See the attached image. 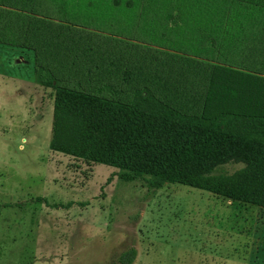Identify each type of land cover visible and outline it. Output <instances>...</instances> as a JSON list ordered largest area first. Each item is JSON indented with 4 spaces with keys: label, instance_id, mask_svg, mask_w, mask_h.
I'll return each mask as SVG.
<instances>
[{
    "label": "rangeland",
    "instance_id": "374dc122",
    "mask_svg": "<svg viewBox=\"0 0 264 264\" xmlns=\"http://www.w3.org/2000/svg\"><path fill=\"white\" fill-rule=\"evenodd\" d=\"M36 1V20L58 24L54 35L66 41L60 70L82 57L80 67L111 68L119 77L137 68L132 77L151 84L169 68L145 72L148 57L168 53L201 64L182 67L189 86L168 95L206 104L200 96L218 85V101L264 113V0ZM12 4L22 0H0V9ZM10 28L17 32L5 22ZM17 33L15 45L25 39ZM1 54L0 264H119L131 247L132 264H264V209L181 184L151 192L149 175L126 181L125 171L51 151L53 90L40 89L32 65L9 68L22 53ZM105 60L114 63L99 64ZM83 76L71 85L92 84ZM246 145L264 153V137ZM243 165L230 161L222 169Z\"/></svg>",
    "mask_w": 264,
    "mask_h": 264
},
{
    "label": "trees",
    "instance_id": "16d2710c",
    "mask_svg": "<svg viewBox=\"0 0 264 264\" xmlns=\"http://www.w3.org/2000/svg\"><path fill=\"white\" fill-rule=\"evenodd\" d=\"M4 8L0 9V45L34 50L35 78L54 92L51 151L120 169L127 172L121 174L126 181L149 175L151 192L166 184H181L264 209V153L246 145L250 139L264 137V113L218 101V85L207 87L211 89L200 96L210 99L206 104H187L172 97L189 86L185 78L190 76L182 67L199 69V62L168 53L149 56L152 65L145 72L169 68L166 76L164 69L158 70V82L151 84L133 78L128 70L119 77L110 69L80 67L85 64L82 57L72 58L63 71L58 59H65L66 41L54 35L61 31L58 24L42 17L36 20L41 16L38 1L22 0L20 7ZM7 21L17 32L22 29L25 39L18 45L12 41L19 36L16 28L4 29ZM89 54L94 63L100 61L99 55ZM80 74L92 84L72 86ZM95 81L104 83L95 86ZM230 161L244 165L228 173L222 168ZM136 255L131 247L118 262L132 264Z\"/></svg>",
    "mask_w": 264,
    "mask_h": 264
},
{
    "label": "crops",
    "instance_id": "0c3cea01",
    "mask_svg": "<svg viewBox=\"0 0 264 264\" xmlns=\"http://www.w3.org/2000/svg\"><path fill=\"white\" fill-rule=\"evenodd\" d=\"M14 48V47H13ZM15 49V50H14ZM12 49L11 46H4V45H0V57L2 56L1 53H22V55H17L16 54L14 56H12L10 58V60L8 61V65H9V68L12 69H17V68H23V67H33V72H34V77H35V63H34V59H35V56H36V53L34 50H28V51H25L24 53L23 52H19L17 48H14ZM119 58L123 59L125 58V56H118ZM21 58V61H19V59ZM128 59V58H126ZM103 65L109 67L111 66L113 63L112 62H108L107 60H105L104 62H102ZM114 67H121L123 69V66H114ZM110 70H112L110 68ZM131 70V69H130ZM130 72H136L135 70L133 71H130ZM14 78V77H12ZM23 77H20V79L22 80ZM34 81V80H33ZM35 82V81H34ZM40 86V89H43L45 87H43L42 85L38 84ZM32 87V85H26V90H30ZM26 91V92H27Z\"/></svg>",
    "mask_w": 264,
    "mask_h": 264
}]
</instances>
